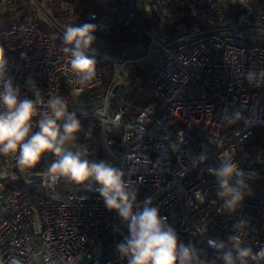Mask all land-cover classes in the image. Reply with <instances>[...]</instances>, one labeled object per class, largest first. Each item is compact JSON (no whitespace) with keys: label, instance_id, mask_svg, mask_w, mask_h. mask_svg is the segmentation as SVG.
I'll list each match as a JSON object with an SVG mask.
<instances>
[{"label":"built area","instance_id":"obj_1","mask_svg":"<svg viewBox=\"0 0 264 264\" xmlns=\"http://www.w3.org/2000/svg\"><path fill=\"white\" fill-rule=\"evenodd\" d=\"M242 3L186 0L177 14L170 0H0V16L12 12L0 25V43L22 95L34 98L26 83L32 79L45 98H66L81 122L70 147L123 170L138 202L151 198L181 241L209 260L208 241L226 240L241 220L246 243L264 248V83L245 78L264 70V0ZM181 19L187 23L174 25ZM83 23L99 29L86 53L97 74L82 88L62 37L68 25ZM139 72L157 103L133 114L131 83ZM235 112L242 118L226 123ZM226 156L250 177L251 195L232 214L220 211L218 184L207 171ZM52 159L22 173L13 158L0 156V260L127 264L115 247L127 226L94 188L46 183Z\"/></svg>","mask_w":264,"mask_h":264},{"label":"clouds","instance_id":"obj_2","mask_svg":"<svg viewBox=\"0 0 264 264\" xmlns=\"http://www.w3.org/2000/svg\"><path fill=\"white\" fill-rule=\"evenodd\" d=\"M98 29L97 24L83 23L68 25L63 31L62 43L64 52L69 54L74 83L82 88L97 74L96 59L86 53L96 41ZM245 78L250 85L259 87L264 83V70L249 71ZM26 83L34 98L22 95L20 86L8 75V61L0 47V156L13 158L16 167L26 173L51 154L46 183L51 186L64 180L85 185L89 191L94 188L106 208L115 211L127 226L128 235L115 246L121 260H127V264H264V248L253 251L246 243L245 220L234 225V234L226 240H209L214 255L210 260L202 258L195 244L181 241L151 198L138 202V189L126 181L123 170L107 161L90 160L86 150L70 147L77 140L81 122L74 112H69L66 98L51 93L45 98L34 80ZM241 118L235 112L224 120L232 124ZM200 159L203 161L206 156ZM207 171L218 184L220 211L235 213L251 195L246 183L250 177L239 169L232 156L220 159L217 166ZM204 231L200 229L202 235ZM0 264L4 262L0 260ZM7 264L22 262L11 257Z\"/></svg>","mask_w":264,"mask_h":264},{"label":"trees","instance_id":"obj_3","mask_svg":"<svg viewBox=\"0 0 264 264\" xmlns=\"http://www.w3.org/2000/svg\"><path fill=\"white\" fill-rule=\"evenodd\" d=\"M186 0H170L171 7L177 12V14L183 9ZM21 10V7H18ZM12 12H7L11 15ZM182 20V19H181ZM174 21V25L186 24V20ZM148 27L153 25V22L144 21ZM176 27V26H175ZM0 47H2L0 43ZM131 86L133 88V96L131 99V112L134 114L138 109L144 108L149 104H156V99L154 98L151 89L148 86L146 76L144 72H139L135 80L132 81Z\"/></svg>","mask_w":264,"mask_h":264},{"label":"rangeland","instance_id":"obj_4","mask_svg":"<svg viewBox=\"0 0 264 264\" xmlns=\"http://www.w3.org/2000/svg\"><path fill=\"white\" fill-rule=\"evenodd\" d=\"M11 16H12V13H11V15H10V14H7V15H6V13H3V14L0 16V25H2L3 23L7 22V21L11 18ZM76 191H77L76 188H74V189L72 190V192H76Z\"/></svg>","mask_w":264,"mask_h":264},{"label":"water","instance_id":"obj_5","mask_svg":"<svg viewBox=\"0 0 264 264\" xmlns=\"http://www.w3.org/2000/svg\"><path fill=\"white\" fill-rule=\"evenodd\" d=\"M175 30H176V27H174L173 28V31H172V33H174L175 32ZM95 44L97 43V39H96V41L94 42Z\"/></svg>","mask_w":264,"mask_h":264},{"label":"bare ground","instance_id":"obj_6","mask_svg":"<svg viewBox=\"0 0 264 264\" xmlns=\"http://www.w3.org/2000/svg\"><path fill=\"white\" fill-rule=\"evenodd\" d=\"M181 21V20H180Z\"/></svg>","mask_w":264,"mask_h":264}]
</instances>
